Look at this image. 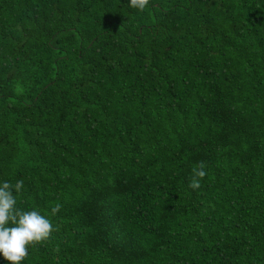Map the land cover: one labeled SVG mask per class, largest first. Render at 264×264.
I'll return each mask as SVG.
<instances>
[{
    "label": "trees",
    "instance_id": "obj_1",
    "mask_svg": "<svg viewBox=\"0 0 264 264\" xmlns=\"http://www.w3.org/2000/svg\"><path fill=\"white\" fill-rule=\"evenodd\" d=\"M20 180L58 228L22 264H264V0H0Z\"/></svg>",
    "mask_w": 264,
    "mask_h": 264
},
{
    "label": "clouds",
    "instance_id": "obj_2",
    "mask_svg": "<svg viewBox=\"0 0 264 264\" xmlns=\"http://www.w3.org/2000/svg\"><path fill=\"white\" fill-rule=\"evenodd\" d=\"M149 0H128V6L143 11ZM205 164L200 162L193 168V176L189 188L198 189L200 178L206 173ZM23 187V181L15 185L5 181L0 184V256L8 264H22L28 255V248L48 241L58 228L53 226L52 220L38 210L25 211L16 207L17 199L13 189L18 193ZM57 204L51 209V215L60 211Z\"/></svg>",
    "mask_w": 264,
    "mask_h": 264
}]
</instances>
